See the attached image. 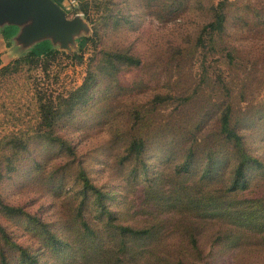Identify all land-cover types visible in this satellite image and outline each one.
<instances>
[{
	"label": "rangeland",
	"instance_id": "1",
	"mask_svg": "<svg viewBox=\"0 0 264 264\" xmlns=\"http://www.w3.org/2000/svg\"><path fill=\"white\" fill-rule=\"evenodd\" d=\"M61 1L82 23L54 45L68 58L16 70L30 46L0 25L8 264H24L16 246L38 264H264V0H84L86 14ZM220 1L223 31L203 32ZM90 72V91L69 97ZM38 97L58 107L51 128ZM226 109L240 144L220 131ZM241 163L247 189L232 192Z\"/></svg>",
	"mask_w": 264,
	"mask_h": 264
},
{
	"label": "trees",
	"instance_id": "2",
	"mask_svg": "<svg viewBox=\"0 0 264 264\" xmlns=\"http://www.w3.org/2000/svg\"><path fill=\"white\" fill-rule=\"evenodd\" d=\"M54 3H56L59 7H61V0H52ZM80 3V11L83 12V14H86V11L82 7V2L84 0H77ZM82 4V5H81ZM86 4V3H85ZM225 2L220 1L216 7H213V16L211 21L204 26L203 32L209 31L210 33L213 32H220L223 31L224 28V7ZM19 28L15 25L6 26L1 30V35L4 40L8 41L10 38L15 36L18 33ZM90 41L89 38L83 37L78 41L79 45V52L80 55H75L76 58L79 59V62L83 61V55H84V48L87 46L88 42ZM59 56H65L68 58L67 55H65L63 52H60L59 50L55 49L52 43L49 40H43L38 43H36L28 52L27 54L22 57L21 59H17L14 61L13 66L16 70H18L21 66H27V67H35L40 68L42 65H45L48 62H53L59 58ZM107 57H112L110 54H106ZM116 58L123 60L127 64H139V61L132 57L128 56H119L115 55ZM7 69V68H6ZM3 69V70H6ZM95 83V76L90 72L88 73L87 78L85 79L84 83L76 90L74 93H72L69 97L77 94L79 95V98H83L92 88V86ZM42 97H38L39 102V114L41 118V124H44L46 128H51L53 121L55 120V115H53L52 112L58 111V107L55 106L53 103L45 102ZM220 131L225 136V138L229 139L230 141L234 142V144H240L241 140L238 137V135L230 128L229 126V110L226 109L221 115L220 118ZM141 141H133L130 145L129 151L130 152H137V154L141 153ZM140 149V150H139ZM242 163L237 167V170L234 173L233 180L230 185V191L236 192V191H243L247 189V182L243 174L242 170ZM81 180L83 182L82 187V194L86 195L89 191L93 192L96 195L97 201L100 203V207H102V194L97 189L93 188L88 179L81 174ZM5 210L8 212H17V210L12 209L10 207H5ZM85 228H88L85 225ZM124 232H127L128 234L135 236V234H139V232L129 229H122ZM5 241L13 246V244L8 241V238H5ZM56 239L52 238V242H56ZM61 243H59L60 245ZM16 246V245H15ZM19 258L21 263L24 264H38V261L34 256H32L31 253H28L25 249L16 246ZM0 264H8L7 259L5 255L3 254L2 250H0Z\"/></svg>",
	"mask_w": 264,
	"mask_h": 264
},
{
	"label": "water",
	"instance_id": "3",
	"mask_svg": "<svg viewBox=\"0 0 264 264\" xmlns=\"http://www.w3.org/2000/svg\"><path fill=\"white\" fill-rule=\"evenodd\" d=\"M0 25L17 26V36L31 49L43 40L66 48L82 23L77 18L68 20L52 0H0Z\"/></svg>",
	"mask_w": 264,
	"mask_h": 264
}]
</instances>
